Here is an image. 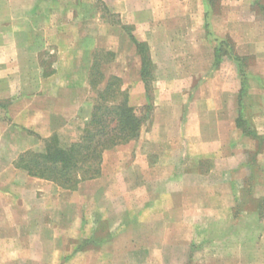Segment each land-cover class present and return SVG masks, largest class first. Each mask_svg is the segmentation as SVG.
Here are the masks:
<instances>
[{
  "label": "crops",
  "instance_id": "obj_1",
  "mask_svg": "<svg viewBox=\"0 0 264 264\" xmlns=\"http://www.w3.org/2000/svg\"><path fill=\"white\" fill-rule=\"evenodd\" d=\"M111 77L151 110L98 176L65 188L16 166L78 141ZM245 193L264 202V0H0V264H168L174 236L234 220ZM245 216L264 227V207ZM119 220L101 248H66Z\"/></svg>",
  "mask_w": 264,
  "mask_h": 264
},
{
  "label": "trees",
  "instance_id": "obj_2",
  "mask_svg": "<svg viewBox=\"0 0 264 264\" xmlns=\"http://www.w3.org/2000/svg\"><path fill=\"white\" fill-rule=\"evenodd\" d=\"M143 58V77L153 66L148 57V47L136 41ZM93 84L104 80L99 65H95ZM120 79L111 77L105 87L98 90L92 119L86 123L78 141L63 144L58 136L45 140L42 151L29 150L21 154L15 164L30 175L53 180L65 188H75L82 179L98 176L101 172L104 150L136 138L151 110L131 106L128 93L121 90ZM121 97V99H120Z\"/></svg>",
  "mask_w": 264,
  "mask_h": 264
},
{
  "label": "rangeland",
  "instance_id": "obj_3",
  "mask_svg": "<svg viewBox=\"0 0 264 264\" xmlns=\"http://www.w3.org/2000/svg\"><path fill=\"white\" fill-rule=\"evenodd\" d=\"M110 19L115 21L117 18L111 16ZM226 45L229 46V43L226 42ZM99 53L101 61L109 58L103 54L104 52L99 51ZM244 63L247 64L248 61L244 60ZM153 70L152 66L150 72ZM94 97L98 98V92H95ZM244 199L246 203L244 202L236 208L234 220L208 222L204 228V235L195 237V239L189 237V241L192 243L189 247L186 246L185 237L174 236V243L177 244L175 247H178L179 250L167 253L168 258L171 259L168 264H264V227L261 226L260 220H254L248 216L241 217V212L245 207H264V202H251L246 193ZM96 211L100 212L94 206L88 209V212ZM127 222V220H119L111 224L109 221H104L93 236L89 234L88 236L81 235L78 238L68 236L65 240L66 248L68 250L75 249V247L81 250L86 247L100 246L101 248L105 241L111 237V229L123 227ZM86 231L89 232V230ZM190 239H194L195 242Z\"/></svg>",
  "mask_w": 264,
  "mask_h": 264
}]
</instances>
